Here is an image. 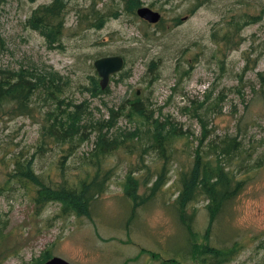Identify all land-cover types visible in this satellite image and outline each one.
Here are the masks:
<instances>
[{"label":"rangeland","instance_id":"1","mask_svg":"<svg viewBox=\"0 0 264 264\" xmlns=\"http://www.w3.org/2000/svg\"><path fill=\"white\" fill-rule=\"evenodd\" d=\"M52 1L0 0V77L57 73L62 107L86 104L89 138L69 148L44 135L65 116L46 92L31 95L22 111L0 103V264H43L46 256L73 264H205L211 255L203 249L226 251L221 264H264V0H139L133 10L127 0H63L62 30L48 45L26 23ZM142 6L158 12V22L141 19ZM110 55L124 58L123 75L93 95V62ZM137 98L149 119L127 113ZM119 107L103 133L127 136L101 152L99 127L90 124ZM157 123L176 127L164 149L153 138ZM197 159L198 180L205 165L238 184L213 220L199 187L180 202ZM21 170L46 186L88 185L89 215L63 213L56 200L36 205L38 186Z\"/></svg>","mask_w":264,"mask_h":264},{"label":"trees","instance_id":"2","mask_svg":"<svg viewBox=\"0 0 264 264\" xmlns=\"http://www.w3.org/2000/svg\"><path fill=\"white\" fill-rule=\"evenodd\" d=\"M138 4L139 0H127L126 8L128 10H133L136 6H138ZM63 8V0H53L50 4L41 6L35 10L34 14L27 19L26 25L31 29L38 31L41 36L46 39L48 45H53L57 42L62 30L63 21L61 13ZM95 26L101 28L103 26V19H100ZM122 71L119 72L120 76L123 75ZM59 80L61 79L57 73H50L48 76H41L34 75L32 71L23 69L15 72H8L7 76L0 77V103L2 101L14 103L17 108L22 111L26 109L27 106L29 107L28 102L31 95L46 92L49 99L56 100V104H58L56 110H58L59 113H65V116H56L54 120L44 128V135L55 142H66L68 143L69 148H71L75 140L82 142L89 138V136H83L88 128V124L86 122L82 123L81 120L84 118L82 115L86 114L87 109L85 102H81L79 104L70 103L68 108L62 107L63 101L57 99V94L62 93V87L59 84ZM87 90L93 95L106 91V89H101L97 78L91 80L90 86ZM124 105L125 103H122V107H124ZM144 105L145 103L137 98L128 103L127 113L129 115L149 119L150 117L148 113L144 111ZM122 107H119V111L117 112H114L111 109L109 119L90 124L93 128L96 125L99 127V129L95 128L97 130L95 143L101 152H106L118 147L122 143L119 139L120 136H127L118 132L109 140L106 138L105 133H103L104 127L102 126H112L114 124L113 121L115 120L114 117L119 114ZM175 131V126L169 128L167 131H164L161 129L160 124L157 123L153 131V138L157 146L164 149L163 144L165 143V140L162 139H167L172 137L174 134H177ZM200 165V160L197 159L195 170L193 171L191 177L185 180V185L180 196V202L184 206L193 200L194 190L199 187L212 202V207H209V210L210 220H213L215 218V214L219 213L220 210L228 203L229 199L233 195V191L235 192L236 187H238V184L233 187L230 186L229 178L221 168L211 169L207 166L205 167V165L202 167V177L198 180L197 173ZM19 176L38 186L36 196L34 198L36 205H44L50 200H56L61 202V211L63 213L89 215L87 214V209L90 203V196L87 195L88 185L84 187H80V185L76 187H68L65 185L46 186L40 183L43 182L41 179L37 178L33 173L25 170L19 171ZM129 183L131 184L129 190L134 192L133 189L135 188V184L131 178L129 179ZM97 186L100 190L101 185L98 184ZM182 218L183 217H180V219ZM232 251H234V248H231V251H229L228 254L230 255V252ZM207 252H209L211 256L208 261L202 259V262L205 264H221L224 258H226L223 255L226 251H208L207 249H203L202 254L204 253L207 256ZM49 258L50 257L46 256L44 262Z\"/></svg>","mask_w":264,"mask_h":264},{"label":"water","instance_id":"3","mask_svg":"<svg viewBox=\"0 0 264 264\" xmlns=\"http://www.w3.org/2000/svg\"><path fill=\"white\" fill-rule=\"evenodd\" d=\"M137 15L148 23H156L160 19V14L147 6L136 9ZM97 76L99 77V86L105 89L109 79L114 74L121 72L125 65V60L120 55H110L99 57L93 62ZM43 264H73L59 256H52Z\"/></svg>","mask_w":264,"mask_h":264},{"label":"flooded vegetation","instance_id":"4","mask_svg":"<svg viewBox=\"0 0 264 264\" xmlns=\"http://www.w3.org/2000/svg\"><path fill=\"white\" fill-rule=\"evenodd\" d=\"M104 90V89H103Z\"/></svg>","mask_w":264,"mask_h":264}]
</instances>
